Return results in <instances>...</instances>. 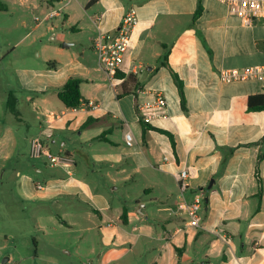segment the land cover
Masks as SVG:
<instances>
[{
	"label": "crops",
	"instance_id": "0c3cea01",
	"mask_svg": "<svg viewBox=\"0 0 264 264\" xmlns=\"http://www.w3.org/2000/svg\"><path fill=\"white\" fill-rule=\"evenodd\" d=\"M62 1L42 2L48 13ZM91 1L81 0L60 15L63 28L78 31L82 23L88 29L83 57L88 51L96 58L92 46L98 33L116 32L130 9L137 12L139 23L116 80L111 82L99 64L81 63L66 51L67 44L37 48L35 66L15 60V46L24 36L12 50L10 45L0 48V65L12 57L2 67L7 74L0 94V166L14 162L20 169L28 167L22 155L15 156L23 140L30 158L35 137L54 152L66 144L65 168L51 169L44 159L31 158L33 174L22 176L20 191L54 205L63 196L91 205L88 223L61 222L99 238L101 245L95 242L87 264H264V111L248 109L251 97L264 94V80L220 79L222 70L264 66V18L245 26L218 0H201L203 12L192 25L199 0H99L89 5ZM0 7V16L8 14L6 4L0 2ZM165 55L183 84L185 108L163 65ZM70 78L81 80L84 102L79 108L66 107L58 97ZM158 93L166 107L142 109ZM162 113L168 118L154 117ZM128 132L132 146L126 144ZM105 134L106 140L99 139ZM186 168L189 198L205 197L198 229L187 227L178 208L174 175ZM97 175L127 193L139 188L161 196L148 204L113 205L90 180ZM63 252L82 257L78 251Z\"/></svg>",
	"mask_w": 264,
	"mask_h": 264
},
{
	"label": "rangeland",
	"instance_id": "374dc122",
	"mask_svg": "<svg viewBox=\"0 0 264 264\" xmlns=\"http://www.w3.org/2000/svg\"><path fill=\"white\" fill-rule=\"evenodd\" d=\"M42 1L44 0H0L9 9L8 14L0 16V48L10 45L12 50L14 44L24 36L20 45L15 46V60L35 66L37 48L47 44L57 47L67 44L70 48L66 51L74 53L81 63L99 68L97 56L94 58L86 51L87 54L83 57L89 33L82 23L78 26V31H72L71 27L63 28V16H60L44 21L38 26L40 28L37 27L36 18L43 19L48 11ZM79 1L81 0H63L55 9L63 8L64 13ZM11 58L0 65V94L4 87L3 75L7 74L2 67L12 61ZM25 93H28V89ZM18 155H22L27 168L20 169L21 166L14 162L8 163L6 167L0 166V264H87L90 249L95 242L96 247L101 245L99 238L83 230H72L61 222L88 223L87 215L93 213L89 210L91 205L82 198L73 199L68 196H63L59 205L38 197H25L20 191V183L22 176L33 174L31 163L34 160L29 157L24 140L21 149L15 151V156ZM46 171L50 172L51 169L46 168ZM91 178L98 193H103L113 205L132 204L135 200L148 204L151 199L161 196L160 193L139 192V188L138 192L127 193L123 186L112 185L104 176ZM40 180L42 181V177ZM78 207H83L84 210L76 211ZM149 208L152 209L150 206ZM64 249L72 254L78 251L82 257L66 255ZM49 256L55 257L56 261L49 259Z\"/></svg>",
	"mask_w": 264,
	"mask_h": 264
},
{
	"label": "built area",
	"instance_id": "2783aa9c",
	"mask_svg": "<svg viewBox=\"0 0 264 264\" xmlns=\"http://www.w3.org/2000/svg\"><path fill=\"white\" fill-rule=\"evenodd\" d=\"M228 11L230 15L239 18L245 26H252L258 19L264 18V0H218ZM63 8L52 9L43 19L36 18L37 26L46 20L61 15ZM100 18H96L98 22ZM139 23L137 12L130 9L124 16L120 27L114 33L99 32L93 40V51L95 52L98 64L107 74L109 80L115 81L121 65L123 64L125 53L127 52L131 36ZM220 79L225 83L241 82L246 80H264V66L247 67L244 69H226L220 72ZM167 101L163 94L158 93L153 102L142 105V109L165 108ZM93 109L98 106L95 103H89ZM159 119H167L165 113L154 115ZM148 120L152 117L147 116ZM127 146H132L134 137L131 132L125 136ZM66 144L60 143L58 152L50 149L41 137H35L30 141V156L33 159H44L47 166L51 169L65 168L68 164L66 155ZM69 173V172H68ZM70 174V173H69ZM179 187L178 208L183 211L187 217V227L198 229L201 227L202 213L205 206V197L203 194H195L192 199L189 198L191 175L189 170L180 169L175 175ZM38 190H43L41 185Z\"/></svg>",
	"mask_w": 264,
	"mask_h": 264
},
{
	"label": "trees",
	"instance_id": "16d2710c",
	"mask_svg": "<svg viewBox=\"0 0 264 264\" xmlns=\"http://www.w3.org/2000/svg\"><path fill=\"white\" fill-rule=\"evenodd\" d=\"M99 0H92L89 5L96 3ZM1 10V7H0ZM203 12V7H202V2L201 0H199V4L196 10V13L193 17V24L195 25L196 20L201 16ZM163 65L171 72V74L173 75L175 82L177 84V87L179 89V94L181 97V104L182 107L185 108L186 105V100H185V96H184V91H183V84L179 78V76L175 73V71L171 68V66L168 64V55H165L164 60H163ZM80 85H81V80L78 78H70L65 85L61 88V90L58 93V97L60 99V101L68 108H79L83 102L84 99L81 95V91H80ZM13 95L10 96V100H9V108L11 110L14 111L13 108ZM248 109L250 111H264V94L261 95H257L254 97H251L249 99L248 102ZM142 124L144 126H147L148 124L144 121V119H140ZM171 140L173 143V147L176 148V144L174 141V138L172 136ZM99 139L101 140H106V134L99 137ZM127 215H128V209L124 208L123 210V214H122V219L123 221H126L127 219Z\"/></svg>",
	"mask_w": 264,
	"mask_h": 264
},
{
	"label": "water",
	"instance_id": "95a60500",
	"mask_svg": "<svg viewBox=\"0 0 264 264\" xmlns=\"http://www.w3.org/2000/svg\"><path fill=\"white\" fill-rule=\"evenodd\" d=\"M66 46H69V45H66ZM6 260H8V259H6Z\"/></svg>",
	"mask_w": 264,
	"mask_h": 264
}]
</instances>
